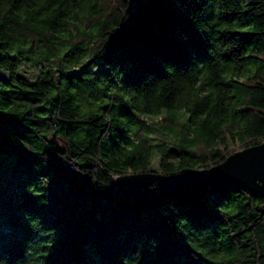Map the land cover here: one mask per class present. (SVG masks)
<instances>
[{
  "label": "trees",
  "instance_id": "obj_1",
  "mask_svg": "<svg viewBox=\"0 0 264 264\" xmlns=\"http://www.w3.org/2000/svg\"><path fill=\"white\" fill-rule=\"evenodd\" d=\"M0 65V264H264V194L114 183L264 139V0H0Z\"/></svg>",
  "mask_w": 264,
  "mask_h": 264
},
{
  "label": "water",
  "instance_id": "obj_2",
  "mask_svg": "<svg viewBox=\"0 0 264 264\" xmlns=\"http://www.w3.org/2000/svg\"><path fill=\"white\" fill-rule=\"evenodd\" d=\"M9 79V71L0 65V80ZM51 140L58 144L54 133ZM221 181L242 184L264 194V139L236 149L212 165L191 168L184 173H165L150 168L114 176L115 186L122 194H133L149 183H158L168 189H175L186 183L214 185Z\"/></svg>",
  "mask_w": 264,
  "mask_h": 264
},
{
  "label": "rangeland",
  "instance_id": "obj_3",
  "mask_svg": "<svg viewBox=\"0 0 264 264\" xmlns=\"http://www.w3.org/2000/svg\"><path fill=\"white\" fill-rule=\"evenodd\" d=\"M161 138H163V135L161 133H159V132H150V140L154 141V140H158V139H161ZM155 164L152 166L153 168H155ZM20 217H22V216H20ZM13 220H16V218L13 219Z\"/></svg>",
  "mask_w": 264,
  "mask_h": 264
}]
</instances>
